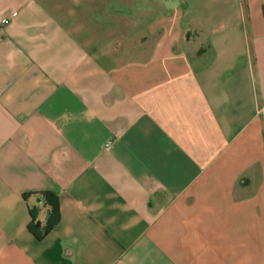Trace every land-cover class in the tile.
I'll list each match as a JSON object with an SVG mask.
<instances>
[{"label":"crops","instance_id":"0c3cea01","mask_svg":"<svg viewBox=\"0 0 264 264\" xmlns=\"http://www.w3.org/2000/svg\"><path fill=\"white\" fill-rule=\"evenodd\" d=\"M0 264H264V0H0Z\"/></svg>","mask_w":264,"mask_h":264},{"label":"trees","instance_id":"16d2710c","mask_svg":"<svg viewBox=\"0 0 264 264\" xmlns=\"http://www.w3.org/2000/svg\"><path fill=\"white\" fill-rule=\"evenodd\" d=\"M34 193L40 194L44 202L49 206L47 220L42 228L40 227L38 221H36L35 219L36 213L33 210H30L32 219L28 223V228L32 231V233L36 236V238L41 239L60 221L59 196L56 192L51 190H43ZM25 194L26 193H24V196Z\"/></svg>","mask_w":264,"mask_h":264},{"label":"built area","instance_id":"2783aa9c","mask_svg":"<svg viewBox=\"0 0 264 264\" xmlns=\"http://www.w3.org/2000/svg\"><path fill=\"white\" fill-rule=\"evenodd\" d=\"M9 22H10V20H9L8 17H5V18L3 19V23H4V24H7V23H9Z\"/></svg>","mask_w":264,"mask_h":264}]
</instances>
